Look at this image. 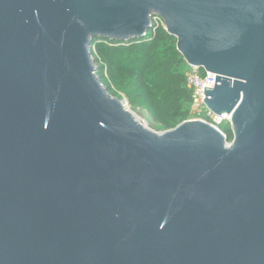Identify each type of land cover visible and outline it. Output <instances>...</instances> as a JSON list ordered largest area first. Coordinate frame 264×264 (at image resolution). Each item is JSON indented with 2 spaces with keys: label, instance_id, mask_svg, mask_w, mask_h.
<instances>
[{
  "label": "water",
  "instance_id": "obj_1",
  "mask_svg": "<svg viewBox=\"0 0 264 264\" xmlns=\"http://www.w3.org/2000/svg\"><path fill=\"white\" fill-rule=\"evenodd\" d=\"M215 74L156 132L103 88L95 38ZM0 264H264V0H0Z\"/></svg>",
  "mask_w": 264,
  "mask_h": 264
},
{
  "label": "trees",
  "instance_id": "obj_2",
  "mask_svg": "<svg viewBox=\"0 0 264 264\" xmlns=\"http://www.w3.org/2000/svg\"><path fill=\"white\" fill-rule=\"evenodd\" d=\"M91 45L96 76L103 88L144 114L152 129L164 132L191 118L192 92L185 75L188 65L177 49L176 37L163 25H153L139 39L95 38ZM200 73L204 74L203 69ZM222 130L228 140L233 138L229 125H223Z\"/></svg>",
  "mask_w": 264,
  "mask_h": 264
},
{
  "label": "built area",
  "instance_id": "obj_3",
  "mask_svg": "<svg viewBox=\"0 0 264 264\" xmlns=\"http://www.w3.org/2000/svg\"><path fill=\"white\" fill-rule=\"evenodd\" d=\"M152 21L154 23L153 25L161 24L164 26L163 21L159 17L152 18ZM92 48H94V46H92ZM203 71L204 74L202 75L198 67L188 65L185 74L186 86L192 92V103L190 106L192 116L188 120H200L217 129L224 138L226 147H229L232 143V139H227L225 132L222 130V126L227 124L231 128V115L227 113L217 114L206 107L203 100L204 87L213 88L216 75L205 70ZM199 112H202L203 114L201 118H198Z\"/></svg>",
  "mask_w": 264,
  "mask_h": 264
},
{
  "label": "rangeland",
  "instance_id": "obj_4",
  "mask_svg": "<svg viewBox=\"0 0 264 264\" xmlns=\"http://www.w3.org/2000/svg\"><path fill=\"white\" fill-rule=\"evenodd\" d=\"M115 98H116V97H115ZM118 100H120V99H118ZM120 101H122V102L124 103L126 109H128L130 112H132V114L136 117V119H137L139 122H141L142 124H144V125H145L147 128H149L150 130L156 131L155 129H152V128L149 126V124H148V122H147L146 117H145L144 114H139V113H137L135 110H133V109L130 107V105L128 104V102H127L126 99H123V100L121 99ZM190 113H191V111H190ZM202 116H203L202 112H199V113H198V118H201ZM156 132H158V131H156Z\"/></svg>",
  "mask_w": 264,
  "mask_h": 264
}]
</instances>
